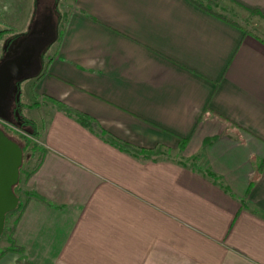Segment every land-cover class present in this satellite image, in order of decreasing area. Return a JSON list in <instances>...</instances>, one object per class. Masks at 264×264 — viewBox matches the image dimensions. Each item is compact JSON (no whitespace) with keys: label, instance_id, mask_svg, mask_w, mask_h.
<instances>
[{"label":"crops","instance_id":"obj_1","mask_svg":"<svg viewBox=\"0 0 264 264\" xmlns=\"http://www.w3.org/2000/svg\"><path fill=\"white\" fill-rule=\"evenodd\" d=\"M31 14L0 0V46ZM220 14L231 22L188 0H73L46 72L19 87L44 150L25 188L44 202L14 235L25 264H264V17L248 31ZM103 133L181 156L134 158Z\"/></svg>","mask_w":264,"mask_h":264},{"label":"water","instance_id":"obj_2","mask_svg":"<svg viewBox=\"0 0 264 264\" xmlns=\"http://www.w3.org/2000/svg\"><path fill=\"white\" fill-rule=\"evenodd\" d=\"M58 17L55 7L51 10L40 5L36 8L25 33L7 41L0 58V121L14 128L28 131L18 121L15 111L18 84L36 78L42 70V55L57 39ZM23 160L21 147L0 130V237L6 216L13 212L19 199L13 187L19 180Z\"/></svg>","mask_w":264,"mask_h":264},{"label":"trees","instance_id":"obj_3","mask_svg":"<svg viewBox=\"0 0 264 264\" xmlns=\"http://www.w3.org/2000/svg\"><path fill=\"white\" fill-rule=\"evenodd\" d=\"M189 2H191L193 5L201 8L203 11L209 13V14H212V15H215L216 17L220 18V19H223V20H226L228 22H231L229 20H227L225 17H223L220 13H218L215 9H214V5L216 3V0H188ZM249 13H252V14H256L258 16H261L262 14L258 11H248ZM55 13L58 17V24H57V39L56 41L43 53L42 55V70L40 72V74L36 77V78H39L41 75H43L45 72H46V66L48 65V63L52 60L50 57H48V52H49V49L54 45V44H57L58 42L61 41V39L63 38L64 36V33H65V28H66V21L65 23L63 24V26L61 25L62 23V20H61V17H60V13L58 11V9H55ZM67 20V18H66ZM23 34V33H22ZM21 34H18V35H14L12 36L9 40H12L13 38L19 36ZM34 78V79H36ZM20 84H18V94H17V102H16V109L15 111L19 114V119L18 121L21 123L22 126H25V127H30L31 130H32V133L31 134H28V135H21V134H15L16 137H17V140H20L21 143L18 144V141H14L9 135L8 133H11L12 131L9 129V128H4V129H1V131L12 141L16 142L22 149V152L23 154L26 153L27 151H32L34 154V152H39L40 155L38 156L37 158V164L34 166V168L30 171V172H27L25 174V178H24V182L25 184L28 183V181L30 180V178L32 177V175L38 170L40 164L42 163L43 161V156H44V150L43 148H40L39 146H36V144H32L31 143V139H34V140H37L38 138V131L36 130V126L34 124L33 121L27 119L22 111L23 109L26 108V106L21 102V94H20ZM78 121L79 123L84 126V127H87L91 130H95V131H99V128L97 127L96 123L88 120L87 118H85L84 116H78ZM103 136L105 138V141L109 142L111 145H113L115 148H117L118 150L124 152V153H127L129 154L130 156L134 157V158H141V159H145V160H150V153H152L151 151H146V150H137L133 147H130L128 146L127 144H124V143H121L119 141H116L114 140L113 138H111L110 136L106 135L105 133H103ZM19 172H20V169H19ZM17 184L13 187V193L15 194V196L18 197L17 195ZM25 195V200L22 202L20 200V198L18 197L19 199V203H18V206L17 208L9 213L8 215H13V216H16L15 217V220L13 221V224L7 228L6 226H4V230H3V233L1 235V237L3 235L6 236V241L8 243V247L5 248V249H2L0 250V259L3 258L5 255L7 254H16V255H20L21 257L17 260V262L19 264H25L24 263V258H23V253L24 251L19 248L15 242V239H14V235H15V231H16V226H17V223L22 215V213L24 212L27 204L29 203L30 200L32 199H35V200H38V201H41V202H44V200L39 196L37 195L35 192H32V191H26L23 193ZM7 215V216H8ZM6 216V218H7ZM6 218H5V222H6ZM6 224V223H5ZM0 237V238H1Z\"/></svg>","mask_w":264,"mask_h":264},{"label":"rangeland","instance_id":"obj_4","mask_svg":"<svg viewBox=\"0 0 264 264\" xmlns=\"http://www.w3.org/2000/svg\"><path fill=\"white\" fill-rule=\"evenodd\" d=\"M23 1L24 2L28 1L29 3H31V0H23ZM40 5L43 7H46V9H48V10H51L52 6H54L55 9H58V11L60 13L61 20H62L61 25L63 26V24L66 21L67 15L71 12V10L73 8V0H42V1H40ZM35 8H36V0H33V13L35 12ZM214 9L218 13H223L225 15H228L229 18H231L235 22L239 23L243 28L247 29L248 31L251 28V23L253 22V20H255V19L257 20V18H263L264 17V14H262L261 16H258L256 14L249 13L248 11H250V10L237 5L236 3L232 2L231 0H216V3L214 5ZM33 15L32 14L28 15V16H26V18L30 21L32 19ZM29 24H30V22H29ZM26 31L23 30V31H20L19 33L22 34V33H25ZM54 46H55V44H54ZM3 47L4 46H0V57H1L2 52H3ZM49 55H51V53H49L47 56L49 57ZM21 84H23V82ZM23 114H25V113H23ZM32 116H34V115H32ZM5 127L9 128L12 131L11 133H8V135L14 141L17 140V137L15 134L28 135V134L32 133V130L30 127L28 128V131H31V133L24 132L22 130L14 128V127L7 125V124L0 121V130L4 129ZM40 127L41 126L38 125V127L36 128V130L38 131L37 140L31 139V143L36 144V146H39L41 148V145L39 144V142H40V140H39L40 139V137H39ZM17 141H18V144L21 143L20 140H17ZM180 146H179V149H181ZM151 152L152 153H150V155H149L150 160L151 159H153V160H166V159H172V158L175 160H179V158L181 156L180 155L181 150H178V153L176 154V156L174 153H172L169 150H166L164 148H157L155 150H151ZM32 153L33 152L29 150L23 154V160H22V164L20 167L19 180L17 183V190H18L17 195L22 202L25 200V195L23 193L26 192V189H25L26 184L24 182L25 174L27 172H30L34 168V166L37 164V158L40 155V153L38 151L34 152V154H32ZM15 217L16 216H13V215L7 216L6 222H5L6 223L5 226L7 228H9L13 224ZM7 247H8V243L6 241V236L3 235L0 238V250L5 249Z\"/></svg>","mask_w":264,"mask_h":264},{"label":"flooded vegetation","instance_id":"obj_5","mask_svg":"<svg viewBox=\"0 0 264 264\" xmlns=\"http://www.w3.org/2000/svg\"><path fill=\"white\" fill-rule=\"evenodd\" d=\"M42 1V0H39V2Z\"/></svg>","mask_w":264,"mask_h":264}]
</instances>
